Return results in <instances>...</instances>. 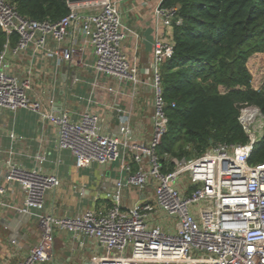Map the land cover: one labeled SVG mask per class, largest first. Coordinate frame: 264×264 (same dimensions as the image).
<instances>
[{"label": "built area", "instance_id": "built-area-1", "mask_svg": "<svg viewBox=\"0 0 264 264\" xmlns=\"http://www.w3.org/2000/svg\"><path fill=\"white\" fill-rule=\"evenodd\" d=\"M162 1L153 8V20L171 30L181 20L176 17L177 8L163 7ZM117 3H67L68 13L51 22L22 17L6 0H0V29L6 35L0 50V110H29L41 122L53 125L56 148L70 152L76 169L119 163L123 175L114 190L105 194L106 208L55 217L45 212L44 199L47 191L59 186L58 178L41 173L38 167L18 165L13 149L20 137L11 133L0 167V197L6 193L2 182L16 183L23 203L15 212L34 217L40 230L37 243L19 264L50 261L56 230L95 240L104 252L90 264H264V161L248 163L255 140L213 144L196 157L173 160L168 170L156 153L167 126L159 67L170 58L173 44L163 31H155L151 77L142 79L121 50L128 29ZM12 35L16 37L13 45ZM87 47L93 55L90 67L97 74L129 84L133 94L138 89L151 92L148 143L132 142L129 117L123 111L116 129L106 135L99 131L94 113L85 111L73 121L66 111L45 109L31 98L30 71L19 77L8 61V55L20 59L31 50L33 55L52 58L55 66L65 63L70 67L80 63ZM107 91L112 92L111 88ZM34 159L39 164L44 156L38 153ZM148 186L150 199L122 204L124 190L142 191ZM159 216L167 221L164 225L158 223Z\"/></svg>", "mask_w": 264, "mask_h": 264}, {"label": "crops", "instance_id": "crops-1", "mask_svg": "<svg viewBox=\"0 0 264 264\" xmlns=\"http://www.w3.org/2000/svg\"><path fill=\"white\" fill-rule=\"evenodd\" d=\"M117 2L128 29L121 50L136 65L141 78L147 80L153 69L155 31H163L165 39L172 42L171 30L161 28L153 20L152 11L158 0ZM8 61L19 77L27 76L30 71L31 98L40 101L45 109L66 111L73 121L85 111L94 113L99 118V131L106 135L116 129L123 111L129 117L132 142H149L152 134L151 92L138 89L133 94L129 84L97 74L90 67L93 55L89 47L80 63L70 67L65 63L55 66L52 58L33 55L31 50L20 59L8 55ZM108 88L112 92H108ZM11 133L20 137L14 145V161L26 169L38 167L41 173L54 175L60 182L58 187L46 192L45 212L55 217H71L90 208L109 205L105 194L114 190L122 175L119 163L106 166L94 163L85 169H76L70 152L56 148L57 129L53 125L41 122L29 110H0V167L7 157ZM38 153L44 156L39 164L34 159ZM2 184L6 193L0 197V264H19L37 243L40 230L34 217L19 215L14 210L23 203L19 186L16 183ZM151 197L149 186L142 191L129 188L123 191L121 201L130 206ZM161 219L159 216L158 223L164 225L167 221ZM103 252L95 240L56 230L52 258L44 264H90L92 258Z\"/></svg>", "mask_w": 264, "mask_h": 264}, {"label": "trees", "instance_id": "trees-1", "mask_svg": "<svg viewBox=\"0 0 264 264\" xmlns=\"http://www.w3.org/2000/svg\"><path fill=\"white\" fill-rule=\"evenodd\" d=\"M6 1L35 21L55 22L69 11L66 0ZM161 6L176 7L181 20L171 27L172 54L159 67L167 126L156 153L170 170L188 146L196 157L216 143H246L242 109L257 108L264 121V0H163ZM5 41L0 29V50ZM262 161L264 127L248 163Z\"/></svg>", "mask_w": 264, "mask_h": 264}, {"label": "rangeland", "instance_id": "rangeland-1", "mask_svg": "<svg viewBox=\"0 0 264 264\" xmlns=\"http://www.w3.org/2000/svg\"><path fill=\"white\" fill-rule=\"evenodd\" d=\"M152 95V94H151ZM243 111H249L254 114V116L251 118L250 121L246 122L243 117H242V112ZM152 114V113H151ZM245 121V122H244ZM239 122L242 125L244 132L246 133L247 140H250L251 138L254 139L255 141L259 139L263 132V127H264V121L263 117L260 114L259 110L255 107H248L244 108V110L241 111L240 117H239ZM186 158L191 159L194 157V151L192 148L189 146L186 147ZM184 179H187V174H183L182 176Z\"/></svg>", "mask_w": 264, "mask_h": 264}, {"label": "bare ground", "instance_id": "bare-ground-1", "mask_svg": "<svg viewBox=\"0 0 264 264\" xmlns=\"http://www.w3.org/2000/svg\"><path fill=\"white\" fill-rule=\"evenodd\" d=\"M253 116H254V114L252 112H249V111H243V113H242V117L246 122L250 121Z\"/></svg>", "mask_w": 264, "mask_h": 264}, {"label": "water", "instance_id": "water-1", "mask_svg": "<svg viewBox=\"0 0 264 264\" xmlns=\"http://www.w3.org/2000/svg\"><path fill=\"white\" fill-rule=\"evenodd\" d=\"M68 4H75V3H80L84 1H89V0H66Z\"/></svg>", "mask_w": 264, "mask_h": 264}]
</instances>
